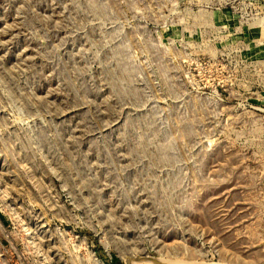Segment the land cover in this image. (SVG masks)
Here are the masks:
<instances>
[{
    "label": "rangeland",
    "instance_id": "rangeland-1",
    "mask_svg": "<svg viewBox=\"0 0 264 264\" xmlns=\"http://www.w3.org/2000/svg\"><path fill=\"white\" fill-rule=\"evenodd\" d=\"M0 264H264V0H0Z\"/></svg>",
    "mask_w": 264,
    "mask_h": 264
}]
</instances>
